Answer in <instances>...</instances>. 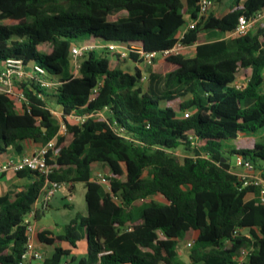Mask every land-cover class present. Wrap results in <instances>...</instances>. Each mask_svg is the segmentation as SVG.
Returning <instances> with one entry per match:
<instances>
[{
    "label": "trees",
    "instance_id": "1",
    "mask_svg": "<svg viewBox=\"0 0 264 264\" xmlns=\"http://www.w3.org/2000/svg\"><path fill=\"white\" fill-rule=\"evenodd\" d=\"M225 1L213 0L212 8ZM212 8L200 15L201 0H0V72L13 57L59 82L15 80L27 100L21 106L0 91V153L57 136L50 178L70 190L83 182L87 215L62 235L40 237L71 247L86 238L87 255L71 264H264V205L257 188L241 189L230 161L243 156L264 177V20L226 36L264 0H230L220 16ZM188 20L193 27L182 30ZM207 30L225 36L208 39ZM82 37L98 47L83 52L75 75L71 53ZM179 41L196 45L195 54L162 56ZM110 44L128 48V56ZM142 51L174 68L155 77L139 67L152 65ZM129 61L134 71L123 67ZM240 70L250 75L238 87ZM53 108L63 113L65 134L58 135ZM71 114L87 118L75 123ZM243 136L254 140L228 145ZM97 164L110 169L109 191L96 178ZM17 173L37 177L13 197L0 195V264H18L24 220L45 182L35 171ZM190 240L188 261L179 249ZM69 254L57 247L43 264H61Z\"/></svg>",
    "mask_w": 264,
    "mask_h": 264
},
{
    "label": "built area",
    "instance_id": "2",
    "mask_svg": "<svg viewBox=\"0 0 264 264\" xmlns=\"http://www.w3.org/2000/svg\"><path fill=\"white\" fill-rule=\"evenodd\" d=\"M213 0H201V12L200 15L206 14L213 6ZM264 20V8L257 11L251 17L243 14L239 17L238 24L236 30L230 35L239 36L248 32V30L256 23H259ZM188 27H193V24H189ZM183 36V33L181 37ZM109 49L115 53H118L120 57L125 58L128 56L129 50L123 46L117 44L108 45ZM98 47V44L85 43L82 45H75L72 48V67L75 75H77L76 71L80 70V57L83 52L89 49H93ZM190 46L184 45L181 41H179L174 47L165 50L162 56L166 57L173 54L184 53ZM139 49V48H138ZM145 61L147 64H153L154 60L157 56L155 52L144 53ZM46 74L45 68L40 65H34L32 68H27L22 59L18 58H8L5 62L3 70L0 72V81L5 84L6 89L0 90L11 95L18 105H22V103L27 102L26 97L21 91H18L15 88L14 81L17 79H23L25 77H32L37 79L40 84L44 87H57L59 86V82L53 79H49L45 77ZM147 76H144V80ZM240 87L242 84H238ZM52 114L57 117L60 121L59 134H65L67 131V122L64 120L63 113L61 111L59 115V111L55 108L51 109ZM101 114V112H98ZM191 112L185 111L184 115L186 117L189 116ZM66 118L75 123H83L87 118L86 115H76L71 114L66 116ZM57 142V136L48 141L46 144L41 145L35 152L31 154H24L19 159H9L5 162L0 163V173H6L9 171L19 172L22 170H31L40 173L44 179V185L41 189V192L38 198L35 200L34 204L31 207V210L25 217L24 223L26 225V235L27 240L25 244V250L21 254L20 260L18 264H31V259L35 258L37 260H43V254L36 246V237H37V223L36 219L38 214L47 210L56 195V192L63 186L58 181L52 180L50 178L53 173V168L48 162V155L50 154L51 149ZM233 172L236 173L241 181V189L253 186L258 189V197L260 202L264 205V177H262L254 167L253 163L250 160L245 159L243 156L238 155L236 157L235 167L232 168ZM96 178L99 183H101L106 190H110V180L106 176V173H98L96 174ZM193 241L190 240L186 242V247H191ZM248 253V250H242V258H244ZM62 264H71L70 259H66L62 262Z\"/></svg>",
    "mask_w": 264,
    "mask_h": 264
},
{
    "label": "crops",
    "instance_id": "3",
    "mask_svg": "<svg viewBox=\"0 0 264 264\" xmlns=\"http://www.w3.org/2000/svg\"><path fill=\"white\" fill-rule=\"evenodd\" d=\"M229 3H230V0H226L224 3L215 4V6L212 8L211 11H213L217 16H220L228 10L227 7ZM189 24H191L190 20L187 21V23L183 26L182 30H185ZM204 33L207 36V38L211 40H213V38H216V37L221 38L225 36L224 34H221L216 30H207ZM226 36H230V33H228ZM187 50L190 52L194 50L193 51V55H194L196 51V45L190 46ZM129 63H131V65H133L134 67L136 66V63L132 61H129ZM139 67L142 69H145L143 68V65L141 64L139 65ZM19 111H21V109H19ZM21 144L23 147L21 152H19L17 149L11 146L7 149V151L0 153V163L5 162L6 160H9V159L17 160L20 157H22L24 154H31L35 152L41 146V144H36L31 140L22 141ZM96 166L103 173L108 174L110 171L109 167L105 164L104 165L97 164ZM101 172H95V175ZM36 177L37 176H30L27 174L19 175L18 173L13 172V171H9L6 173H0V195L2 196L6 194H11V196L13 197L14 193L23 191L26 187L32 184ZM74 189H75V186H74ZM67 190L68 192L66 194L71 196L73 193V190H70L68 186H67ZM56 195L53 198L49 208L41 212L36 219L37 231H38L37 237H36V246L43 254V260L40 261L35 258H32L31 264H43V261L46 258L51 257L53 253L55 252L56 248L60 246L70 251V254L66 256L64 259H62V262L66 259H72L73 257H75L74 263H76L80 258L85 257L87 255L86 238L80 241L77 247H71L67 242L51 244V243L46 242L43 239V238H52L54 235L64 234L66 225L70 223V221L73 218L77 217L78 215L80 216L87 215V203H86L85 214H82L81 211H77L76 214L72 216L68 221H65L63 219L56 220L54 217H49V213H51L52 209L54 208L53 202H54V199L56 198ZM85 201H86V198H85ZM63 205L66 207L68 203L65 202ZM82 232L85 235V231L82 230ZM41 235H43V238L40 237ZM185 244L186 242L184 243V246ZM180 250L181 249H179V253H180Z\"/></svg>",
    "mask_w": 264,
    "mask_h": 264
},
{
    "label": "rangeland",
    "instance_id": "4",
    "mask_svg": "<svg viewBox=\"0 0 264 264\" xmlns=\"http://www.w3.org/2000/svg\"><path fill=\"white\" fill-rule=\"evenodd\" d=\"M217 38L218 37L213 38V39H217ZM85 40H86L85 37H82V38H80L79 41H77V44L82 45ZM193 51L194 50H192V52L186 50L184 53L188 56H191V55H193ZM122 65L128 71H134V69H135L134 66L131 65V63H129V62H123ZM144 68L147 69V71L149 73H153L154 76L158 78V77L164 76L165 72L172 70L174 68V66L167 63L163 57H160L152 65H150L148 67L146 66ZM76 72H77L76 74H79V71H76ZM249 75H250V70L247 72L240 70L239 73L237 74L238 84L244 83L247 80V78L249 77ZM146 82L147 83L150 82V75L148 76V79H146L144 81L145 84H146ZM5 89H6L5 84L0 81V90H5ZM55 109L59 111V115H60L61 110L59 108H55ZM261 138H262V136L257 137V139H261ZM253 140H254V138L243 136V137H240L238 139V141L230 140L227 143H228V145H230L232 147L235 146L236 144L241 145V146H245V145H248V143H250V141L253 142ZM230 161L233 164V166H235L236 156H232ZM74 184H75V189L73 190V193L71 196L66 194L68 192L67 185H63L56 192L57 195H56V198L54 199V202H53L54 208L52 209L51 213H49V217H54L56 220L63 219L65 221H68L72 216H74L76 214L77 211H81L82 214H85V208H86L85 184L83 182H75ZM157 199L160 201H164L163 197H157ZM65 202L68 203V205L66 207L63 205ZM135 212H137V211H135ZM180 249H181L180 250L181 257L184 260L189 261L190 249L188 247H185L184 243H182V245L180 246Z\"/></svg>",
    "mask_w": 264,
    "mask_h": 264
}]
</instances>
